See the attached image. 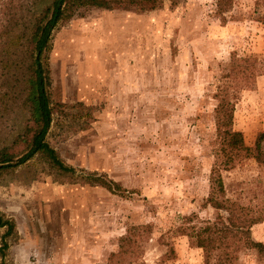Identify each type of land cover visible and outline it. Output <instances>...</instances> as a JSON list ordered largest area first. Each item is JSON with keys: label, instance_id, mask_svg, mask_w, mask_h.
<instances>
[{"label": "rangeland", "instance_id": "obj_1", "mask_svg": "<svg viewBox=\"0 0 264 264\" xmlns=\"http://www.w3.org/2000/svg\"><path fill=\"white\" fill-rule=\"evenodd\" d=\"M31 1L21 27L51 0ZM233 54L257 57L261 69L235 99L233 126L252 145L264 133V0H232L225 11L217 0L82 6L59 23L43 62L67 107L53 114L46 141L75 171L51 168L38 154L0 170V213L17 231L0 264H107L135 226L149 232L137 236L138 260L125 264H203V250L179 227L188 215L217 213L202 203L215 92ZM21 109L17 102L0 111V147L16 133ZM91 172L118 189L87 182ZM221 175L227 197L264 205V167L253 158ZM251 235L264 243V221ZM238 264L264 259L242 250Z\"/></svg>", "mask_w": 264, "mask_h": 264}, {"label": "trees", "instance_id": "obj_2", "mask_svg": "<svg viewBox=\"0 0 264 264\" xmlns=\"http://www.w3.org/2000/svg\"><path fill=\"white\" fill-rule=\"evenodd\" d=\"M24 1L0 0V111L6 112L17 102L23 109L21 114L18 113L20 125L16 133L8 144L0 147V170L12 168L14 161H24L38 154L51 168L74 172L75 169L66 165L46 141L53 114L62 113L63 107H67L60 99L59 87H52L49 70L43 62L51 46L53 31L59 23L71 19L82 6L109 8L123 2L139 10H151L161 0H51L41 7L30 24L23 23L21 27L19 14ZM39 1L32 0L30 5ZM231 1L217 0L218 10H227ZM260 73L257 57L233 54L220 75L213 109V163L208 177V194L202 203L217 213L213 219L205 220H198L195 214L188 215L179 227L194 246L203 250V264H238L242 250H252L256 257L264 259V243L251 235L252 226L264 221V205H246L227 197L221 175L223 170L245 158H253L259 167H264L261 148L264 133H258L254 143L248 145L242 132L233 126L237 92L250 87ZM96 176L95 172L88 173L85 180L111 191L118 189L112 182ZM0 227L5 228L0 248L3 257L9 244L6 237L16 235L17 231L15 221L1 213ZM147 232L148 227L129 228L118 249L110 253L107 264H125L130 258L128 262L138 260L141 254L139 240Z\"/></svg>", "mask_w": 264, "mask_h": 264}]
</instances>
